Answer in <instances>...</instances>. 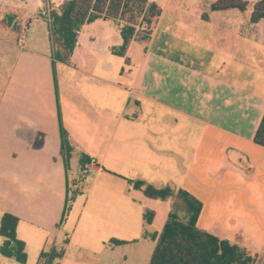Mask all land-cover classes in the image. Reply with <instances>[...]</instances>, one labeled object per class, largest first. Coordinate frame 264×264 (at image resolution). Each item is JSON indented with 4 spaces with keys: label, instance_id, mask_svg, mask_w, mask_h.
Listing matches in <instances>:
<instances>
[{
    "label": "crops",
    "instance_id": "crops-1",
    "mask_svg": "<svg viewBox=\"0 0 264 264\" xmlns=\"http://www.w3.org/2000/svg\"><path fill=\"white\" fill-rule=\"evenodd\" d=\"M152 1L162 12L149 41L117 55L118 21L97 19L54 69L47 19L34 15L42 0H0L20 19V28L0 23V219L18 217L26 264L52 246L64 249L55 264H149V234L162 231L170 204L128 179L188 191L203 204L199 228L264 248V147L253 140L264 114V18L251 19L259 0L244 11L178 0L166 24L162 0ZM60 124L73 148L67 172Z\"/></svg>",
    "mask_w": 264,
    "mask_h": 264
},
{
    "label": "trees",
    "instance_id": "trees-1",
    "mask_svg": "<svg viewBox=\"0 0 264 264\" xmlns=\"http://www.w3.org/2000/svg\"><path fill=\"white\" fill-rule=\"evenodd\" d=\"M59 9L51 10L48 14V32L51 44L52 65L56 62H69L70 56L76 46L78 33L86 23L97 19L122 21L120 35L122 45L113 48L117 55L124 56L129 44L140 39L149 41L162 9L156 1L152 0H61ZM246 0H217L211 5L212 11L228 9L246 10ZM264 18V0H259L253 6L251 19L258 22ZM143 33L139 36V33ZM61 156L66 172L70 169L72 145L68 133L60 124ZM254 142L264 147V114L256 130ZM89 161L83 155L80 165ZM128 183L145 196L168 201L170 211L166 223L159 233L149 234L156 240L149 264H255L257 256L249 248L228 239L221 238L197 226L203 204L200 200L182 188L171 185L158 186L148 184L139 179H128ZM73 198V196H72ZM66 198L65 207L60 225L66 218L70 209ZM154 212L144 211V223H152ZM18 217L4 213L0 219V254L26 264L28 255L26 244L16 234ZM67 242V241H66ZM113 244H122L124 241L112 240ZM64 249L52 246L48 252L42 251L39 264H55L62 258ZM264 264V260H263Z\"/></svg>",
    "mask_w": 264,
    "mask_h": 264
},
{
    "label": "rangeland",
    "instance_id": "rangeland-1",
    "mask_svg": "<svg viewBox=\"0 0 264 264\" xmlns=\"http://www.w3.org/2000/svg\"><path fill=\"white\" fill-rule=\"evenodd\" d=\"M178 0H171V3L167 4L166 1L162 0L161 4L162 7H164L165 10V15H164V19H163V23L166 24L167 23V18L169 16V12H170V7L172 6L173 3H176ZM194 0H182L181 3V7H191V2H193ZM203 2L205 0H199V2ZM195 2V1H194ZM62 3L61 0H42V7L41 9H38V13L34 14V15H40L41 12L44 13L45 17H48V14L51 10L54 9H59L60 4ZM17 10H15V8H9L7 6V3L5 2H0V23L4 24V25H10L12 24V26L14 28H20V26L18 25V22L20 21V19L18 18V14L16 12ZM117 24V23H116ZM119 25H123L124 22L120 21L118 22ZM143 33H139V36H142ZM157 42H159V37L157 38ZM73 173H71V178H70V197L73 196L75 193H77L81 186H82V180H83V174L81 171H77L76 172V176L72 177ZM250 251L253 254H256L257 256V261L255 264H263V260H264V248L258 249V250H254V249H250ZM17 264V263H16Z\"/></svg>",
    "mask_w": 264,
    "mask_h": 264
},
{
    "label": "built area",
    "instance_id": "built-area-1",
    "mask_svg": "<svg viewBox=\"0 0 264 264\" xmlns=\"http://www.w3.org/2000/svg\"><path fill=\"white\" fill-rule=\"evenodd\" d=\"M92 162H94V160H92Z\"/></svg>",
    "mask_w": 264,
    "mask_h": 264
}]
</instances>
